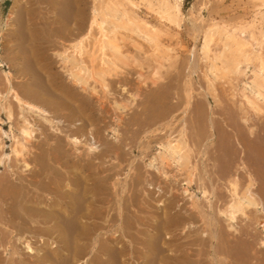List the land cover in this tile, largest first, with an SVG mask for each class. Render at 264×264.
I'll return each instance as SVG.
<instances>
[{
  "label": "bare ground",
  "instance_id": "bare-ground-1",
  "mask_svg": "<svg viewBox=\"0 0 264 264\" xmlns=\"http://www.w3.org/2000/svg\"><path fill=\"white\" fill-rule=\"evenodd\" d=\"M23 1L3 23L0 264H229L231 253L249 264L243 232L241 245L226 232L238 236L237 219L254 210L264 233V0L232 25L192 18L193 4L200 47L187 49L180 83L165 73L180 57L183 0H35V19ZM128 45L145 50L135 78ZM219 188L222 208L211 198ZM179 192L188 208L176 209Z\"/></svg>",
  "mask_w": 264,
  "mask_h": 264
},
{
  "label": "rangeland",
  "instance_id": "rangeland-1",
  "mask_svg": "<svg viewBox=\"0 0 264 264\" xmlns=\"http://www.w3.org/2000/svg\"><path fill=\"white\" fill-rule=\"evenodd\" d=\"M87 1H89V0H87ZM138 3H139V1L138 0H136ZM24 3L25 2H27V7L26 8H28V10L30 11V13H31V15H30V17H33L34 19H35V0H24L23 1ZM221 2V3H220ZM205 3V4H204ZM244 3V4H243ZM11 4H12V0H0V28H2V31H3V34L1 33L0 34V61H2V60H5L6 59V57H8V55H9V52L7 51V50H5L4 49V47H3V38H5V37H3L4 36V33L6 34V33H8V31L10 30V27H9V29H8V27H5L4 25H3V23L6 21V19H7V16H8V14H9V9H10V6H11ZM195 5V9H194V12H193V17L192 18H194V17H196L197 15H201V16H203V18L206 20V21H210V20H214V21H219V22H221V21H223V22H226V23H229V24H231L232 25V23H237V22H243V21H249V19H251L252 18V16H253V4L252 3H250L249 2V0H183L182 1V12H183V15L184 16H186V18H187V20L186 21H184V24L182 25V27H181V29H180V32H179V34H180V37H181V41H182V43H181V47L180 48H178L177 49V51H179L178 53H179V55H180V57H179V59H178V62H177V64L173 67V69H169L168 71H167V73H165V77H167L168 79H169V77H173V76H175V75H179V83L182 81V78L184 77V75H182V73H185V70H184V72H183V69H185L186 68V64H184V59H186L187 58V54H188V51H187V49L188 50H190V49H192L193 48V43H194V45L197 47V49L200 47V42L198 41L197 43H195V42H193V40H191V35H190V32H189V28L191 27L190 25H191V23H190V20H189V15H188V10H189V8L192 6V5ZM201 5V6H200ZM206 5V6H205ZM143 6V7H142ZM141 6V11H140V15L141 16H145V17H150L151 15H149V11L145 8V6L144 5H142ZM184 6V7H183ZM250 7V8H249ZM145 8V9H144ZM207 8V9H206ZM213 8V9H212ZM248 8V9H247ZM142 10H144V11H142ZM250 10V11H249ZM200 12V13H199ZM252 12V13H251ZM146 13H147V15H146ZM199 13V14H198ZM202 13V14H201ZM33 14V15H32ZM143 14V15H142ZM145 14V15H144ZM250 16V17H249ZM14 18V17H13ZM15 19V18H14ZM208 19V20H207ZM243 20V21H242ZM5 28V29H4ZM187 35V36H186ZM189 35V36H188ZM184 40V41H183ZM183 46V47H182ZM125 47H127V46H125ZM129 47V48H128ZM128 47L127 48H124L125 50L127 49L128 50V52L133 56H131L132 58H134V59H136L137 60V62L136 63H130V65L126 68L125 67V69H126V71L127 72H130L131 74H133L134 76V78H135V74H136V72H138L139 71V68L137 67L138 66V64H142V65H144V63H145V58H144V52H145V48H144V46H143V50H144V52H136L133 48H131L129 45H128ZM5 50V51H4ZM131 50H132V52H131ZM134 50V51H133ZM142 50V51H143ZM186 50V51H185ZM3 51H4V53H3ZM185 51V52H184ZM134 52V53H133ZM181 52V53H180ZM49 55L51 54V52H49L48 53ZM4 56H6V57H4ZM5 59H4V58ZM138 57H140V59L143 57V59H144V61H143V59H139V61H138ZM50 58V57H49ZM2 59V60H1ZM50 60L52 61V60H55V57H54V55H52L51 54V58H50ZM180 60V61H179ZM54 62V61H53ZM138 63V64H137ZM183 63V64H182ZM185 63H186V61H185ZM137 64V65H136ZM199 65L200 64H202V63H198ZM133 66V67H132ZM144 67V66H143ZM175 67H176V70H175ZM133 68V69H132ZM136 69V70H135ZM138 69V70H137ZM182 69V70H181ZM179 70H181L180 72H179ZM136 71V72H135ZM144 72V71H143ZM176 72V73H175ZM172 73V74H171ZM181 73V74H180ZM198 74V75H197ZM197 74H195V77H196V79L197 78H199L198 80L200 81L199 82V84H196V86H195V94L196 93H198V94H201V89H199L200 87L199 86H201L202 87V85H203V83L201 84V82H202V80L200 79L201 78V74L200 73H197ZM180 75H181V77H180ZM248 75H250V73H248L247 74V76H246V78H244L245 79V81H249V78H250V76L248 77ZM169 76V77H168ZM200 76V77H199ZM248 78V79H247ZM168 79H164V81L166 82ZM243 79V78H242ZM247 79V80H246ZM197 80V81H198ZM240 81L242 82V80H241V78H240ZM175 81H173V83H174ZM239 83V86H238V90H239V87L241 86V84L242 83ZM243 82H244V80H243ZM201 84V85H200ZM199 87V88H198ZM240 88H242V86L240 87ZM200 91V92H199ZM202 98V97H201ZM203 99V98H202ZM223 101H222V104H223V107H224V104H225V107H226V105H227V107H226V109L227 110H230L231 108L232 109H234L233 111H235V107H234V105H232L231 103H229V104H227V103H223L224 101L226 102V101H228V100H226V99H222ZM211 101V100H210ZM204 103V106L205 107H207V105H205V101H203ZM211 103H212V101H211ZM212 105H213V103H212ZM229 105V106H228ZM203 106V107H204ZM204 107V108H205ZM231 107V108H230ZM228 108H230V109H228ZM135 109H137V108H135ZM231 109V110H232ZM131 111V110H130ZM129 111V112H130ZM128 112V113H129ZM5 129H7L6 128V126H5ZM105 137V140L107 141L108 140V142H111L112 141V139H111V134L109 133V132H107V133H105V135H104ZM229 140L227 139L226 140V142H224V143H222L221 142V144H222V146H223V144H224V147L223 148H225V149H227V150H230L231 152H234V153H238V146L236 145V143L235 142H233V144L232 145H230L232 142H228ZM232 141V140H231ZM264 143V142H263ZM261 144L262 143H260V145L259 146H261ZM226 145V146H225ZM228 145V146H227ZM262 146H264V145H262ZM262 146H261V148H262ZM231 148H233V149H231ZM247 148V147H246ZM234 150V151H233ZM247 151H249L248 150V148H247ZM136 155V156H138V154H137V151H135L133 154H132V156L133 155ZM238 155V154H237ZM251 155H253V156H251ZM243 156H245V155H243ZM242 156V157H243ZM232 157L234 158L235 156L234 155H232ZM235 160H234V162L233 163H237V158H234ZM244 161H246V163H247V166H250L249 164H251V166H253V165H255V163H256V161L258 160L256 157H255V155L254 154H251V153H249V152H247L246 153V156L244 157V159H243ZM149 163V158H147V160L145 159L144 160V164L145 165H147ZM215 164V163H213V162H210V164ZM211 164V165H212ZM217 164V163H216ZM253 164V165H252ZM142 165H143V163H142ZM258 166V164L257 165H255V167H257ZM146 169H148L149 171H153L152 170V168H146ZM208 169H211V167H208ZM214 170H215V168H213ZM171 170H173V168H171V169H168V171L170 172ZM0 171H1V169H0ZM123 178V177H122ZM258 179L259 180H261V179H263L264 180V177H260V175H258ZM258 179H257V177H256V180H257V182H256V187H258L259 188V186H258V184H261L260 186V188L259 189H256V187H255V191H256V194L258 193V197L259 196H261L259 199H261V201L263 202V205H264V190H263V187H264V184H263V182H260V181H258ZM247 179L245 178V176L243 177H239V185L240 186H238V191L245 185V183L246 182H244V181H246ZM170 181H172V179H170ZM179 182V180H177V183ZM177 183H176V185H177ZM244 183V184H243ZM216 186V185H215ZM262 188V189H261ZM215 190V189H214ZM191 192H193V195H194V197H195V199L196 198H199V199H201L200 201H201V203H200V201H199V204H201V205H205V202H204V200H203V198L202 197H200V196H202V194L199 192V190L197 189V190H195V188H193V189H191L190 190ZM220 191V192H219ZM217 193V194H216ZM222 193L224 194V195H222ZM179 194V195H178ZM176 193V195H177V201H179L178 202V206H177V210H179V208H180V206L181 207H183V208H188V205H189V203H190V201H189V199H188V197L186 196V197H184V196H181L180 195V192L179 193ZM198 194V195H197ZM213 194H215V196L213 195V197H211L212 198V204L214 205V206H218V207H220V208H222L223 207V205H224V203L226 202V201H228V193L225 191V190H222L221 188H219V189H216L215 191H213ZM158 194H156V196H157ZM174 196L175 194L173 193V192H169V193H166V192H164V194L162 195V197H161V200H166V199H168L169 197H171V196ZM216 195H218V196H222L221 197V199H218L217 198V196ZM167 197V198H166ZM181 198V199H180ZM216 199V200H215ZM185 201V202H184ZM186 201H188V202H186ZM221 201V202H220ZM215 202V203H214ZM187 203V204H186ZM218 203V204H217ZM253 214V215H252ZM255 215V216H254ZM259 218H261V215H258V214H256L255 212H254V210H249L248 212H247V217L246 218H242V217H239L238 219H237V223L235 224V228L237 229V233L236 234H238V236L241 234V231L243 232L242 233V239H244V240H248L247 242H244V240H243V243H242V245H243V247L245 246V248H242V249H245V253H247V256L250 254V255H252L251 257H249L248 256V258H257V264L259 263V264H264V263H262L261 261H264V248H261L260 246H259V239L264 235V233L263 232H261V229L257 226V222H258V217ZM248 218V219H247ZM218 219V218H217ZM222 220V219H221ZM220 220V221H221ZM198 221V220H197ZM197 221H195L194 223H195V229H197L198 230V228H199V231L200 230H202V229H206V227L204 226L203 227V223H201L200 221L199 222H197ZM246 221V222H245ZM199 223V224H198ZM201 223V224H200ZM251 223V224H250ZM199 226H198V225ZM225 225V223H224V221L222 220V222H220V225H221V227L223 228L224 226L223 225ZM255 224H256V226H255ZM251 227H250V226ZM197 226V227H196ZM253 226H254V228H253ZM245 227V230L244 229H242V228H244ZM225 228V227H224ZM224 228H223V232H225L224 231ZM239 229V230H238ZM255 229V230H254ZM241 230V231H240ZM244 231H246V232H244ZM239 232H240V234H239ZM249 232V233H248ZM227 234H228V237H230V239H235L234 241L236 242V244H239V245H241V243H239V242H237V240L239 241L241 238H240V236L238 237L237 235L235 236H232L229 232H226ZM225 233V234H226ZM245 233V234H244ZM247 233H248V235H247ZM250 234H251V236H250ZM255 235V236H254ZM253 236V238H251ZM235 237V238H234ZM246 237V238H245ZM240 238V239H239ZM255 241V242H254ZM247 243H248V245H247ZM258 246H257V245ZM249 247V249H248V247ZM260 247V248H259ZM251 249V250H250ZM209 251H210V249H208ZM263 250V251H262ZM257 252V253H256ZM233 253H231V256H232V258H229L227 261H230V263L229 264H238V263H236V259L234 258V256L236 255V253H234V255H232ZM253 258L252 259H248V260H252V261H250V263L249 264H251V263H254L255 262V260H253ZM262 258V259H261ZM258 259H261L260 261L258 260ZM231 260H233V261H231ZM231 262H233V263H231ZM261 262V263H260Z\"/></svg>",
  "mask_w": 264,
  "mask_h": 264
}]
</instances>
